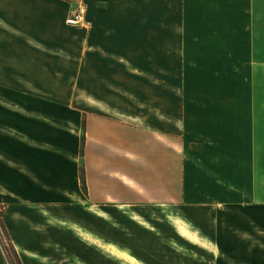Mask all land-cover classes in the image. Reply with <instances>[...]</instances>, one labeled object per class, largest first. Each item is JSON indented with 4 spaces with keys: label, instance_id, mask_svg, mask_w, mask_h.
I'll return each mask as SVG.
<instances>
[{
    "label": "crops",
    "instance_id": "0c3cea01",
    "mask_svg": "<svg viewBox=\"0 0 264 264\" xmlns=\"http://www.w3.org/2000/svg\"><path fill=\"white\" fill-rule=\"evenodd\" d=\"M80 5L90 27L67 23ZM166 40L260 67L264 0H0V204L24 264H264L260 117L182 95Z\"/></svg>",
    "mask_w": 264,
    "mask_h": 264
},
{
    "label": "rangeland",
    "instance_id": "374dc122",
    "mask_svg": "<svg viewBox=\"0 0 264 264\" xmlns=\"http://www.w3.org/2000/svg\"><path fill=\"white\" fill-rule=\"evenodd\" d=\"M193 1L199 4L206 0ZM168 41L167 43L166 40V52L162 57L166 66L165 78H181L182 95L224 96L229 98V106L232 109H236L238 112L244 110L250 114L254 113L257 118L260 117L255 120L259 122V128L256 125L255 127H252V125L248 126L247 123L244 127L246 132L248 129V143L250 146L258 148L259 159L255 161V171H253V174L259 179L258 186L261 197L258 200L261 203L260 205L264 206V55L260 56V67L246 66L242 70L220 71L214 68H219L223 62L232 63L237 61L241 57V54H233L226 57L214 56L205 54L202 48H197L195 52H191L188 49L189 53L185 54L177 50V47L171 45L172 40ZM225 42L227 41H223V43ZM230 42L231 40L229 44ZM180 44L182 47L184 45L187 46L186 40H181ZM247 57L245 56L246 59H248ZM236 97H239L242 102H236ZM231 100L234 101L231 102ZM245 122H247V119ZM240 125L236 127L239 133L241 132ZM233 134L237 135L236 131ZM251 177L252 174H250L249 185H252ZM261 218V222L264 223V215ZM6 241L4 237L3 243L4 246H7L6 249H8L6 252L12 255Z\"/></svg>",
    "mask_w": 264,
    "mask_h": 264
},
{
    "label": "trees",
    "instance_id": "16d2710c",
    "mask_svg": "<svg viewBox=\"0 0 264 264\" xmlns=\"http://www.w3.org/2000/svg\"><path fill=\"white\" fill-rule=\"evenodd\" d=\"M81 179H82V186L84 187V189H86V187H87L86 175H85V170L83 167L81 168ZM4 210H5V205L0 204V246L4 252L7 264H24L21 256L19 255V253H18V251L14 245V243L12 242L9 231L6 227L5 222H4V218H3ZM4 237L7 240L6 242L10 247V251H11L12 255L7 254V252H6V250H8V249H6L7 246H4V243H3Z\"/></svg>",
    "mask_w": 264,
    "mask_h": 264
},
{
    "label": "built area",
    "instance_id": "2783aa9c",
    "mask_svg": "<svg viewBox=\"0 0 264 264\" xmlns=\"http://www.w3.org/2000/svg\"><path fill=\"white\" fill-rule=\"evenodd\" d=\"M67 23L73 26L90 27L91 22L87 19V9L84 5H80L73 10L67 18Z\"/></svg>",
    "mask_w": 264,
    "mask_h": 264
}]
</instances>
